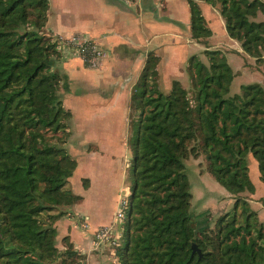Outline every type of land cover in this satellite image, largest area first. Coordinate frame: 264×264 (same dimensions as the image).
<instances>
[{"label":"trees","instance_id":"16d2710c","mask_svg":"<svg viewBox=\"0 0 264 264\" xmlns=\"http://www.w3.org/2000/svg\"><path fill=\"white\" fill-rule=\"evenodd\" d=\"M186 1L191 36L205 43L212 32L198 0ZM203 1L264 67V1ZM47 10V0H0V264H85L68 236L62 249L56 244V221L82 196L69 185L71 111L60 93V50L44 32ZM204 54L207 62L189 60L188 89L173 80L163 93L158 56L149 52L132 88L130 186L110 247L116 264H264V223L242 195L254 191L249 154L264 183V88L249 83L232 93L224 53ZM189 156L201 157L199 172L231 195L229 209H192Z\"/></svg>","mask_w":264,"mask_h":264},{"label":"crops","instance_id":"0c3cea01","mask_svg":"<svg viewBox=\"0 0 264 264\" xmlns=\"http://www.w3.org/2000/svg\"><path fill=\"white\" fill-rule=\"evenodd\" d=\"M47 1L44 26L47 35H81L92 38L106 52L105 58L96 68L86 66L77 56L61 58L57 64L62 76V103L71 111L68 126L74 129V136L70 134L66 143L69 154L76 160L69 185L82 199L69 206V213L56 221V238L61 240L63 236H68L74 248L85 255L86 264H100L104 256L93 248L92 234L98 227L113 221L119 198L125 188L121 185L124 170L121 171V177L115 178L113 182L112 206L104 214L100 206L91 205L90 199L93 195L95 197L96 181L91 166L93 162L100 165L99 161L116 166V160L125 156L123 140H118L116 146L119 152L114 153L110 139L113 136L108 140L103 137L109 128H124L130 114L131 91L147 54L154 52L158 56V82L161 86L168 77V88L173 80H178L181 84L188 83L186 69L190 58L195 55L207 62L205 50L222 51L229 65L232 55L250 58L247 63L245 60L241 62L238 69L246 71L244 75L249 83H253L251 72L259 70L254 62L256 59L246 54L238 41L228 36L219 10L203 0H198V4L212 32L205 43L191 36L190 10L186 0H135L132 3L124 0ZM257 20H264V14L259 13ZM247 65L251 72H247ZM234 78L233 74L231 83ZM249 83H242L240 86ZM260 84L264 88V84ZM189 87L190 80L189 86L185 88ZM76 128H83L82 134ZM87 140L91 145L96 143L95 151L78 153V148L88 145L84 143ZM248 168L254 191L244 192L242 195L246 196L259 220L264 223V183L259 178L257 162L251 154L248 155ZM82 179L87 180L85 186L81 183ZM223 195L230 197L226 204L231 205V195ZM214 201L215 204L219 203L217 198ZM80 218L87 221V230L80 227Z\"/></svg>","mask_w":264,"mask_h":264},{"label":"rangeland","instance_id":"374dc122","mask_svg":"<svg viewBox=\"0 0 264 264\" xmlns=\"http://www.w3.org/2000/svg\"><path fill=\"white\" fill-rule=\"evenodd\" d=\"M247 54V53H246ZM68 53L64 51V53H61V58L68 57ZM250 56V55H249ZM252 57V56H251ZM60 58V59H61ZM226 58V57H225ZM249 62L251 59L244 57V56H238V55H232L230 57V67L232 69V72L234 74V81L230 84V91L232 93L238 92L240 90V84L242 83H249L248 79L245 78L244 75L246 71H238L239 64L241 62ZM255 65L257 70L259 71H250V66L247 65L248 71L251 72V77L253 83H262L264 84V67L262 63H258L256 61ZM96 68V67H94ZM188 74V73H187ZM186 79V77H185ZM188 83L182 84L185 87L187 85L189 86V77H187ZM168 77H166L163 82L161 83V86L158 82V76H157V84L158 88L163 92L167 93L170 88H168ZM244 85V84H243ZM261 85V84H260ZM188 89V88H187ZM77 132L80 131V134H82L83 128H76ZM133 127L131 122V116L128 114V117L126 119V124L124 125V128H109L104 133V140H108L109 137L112 140V148L114 149V153L117 151L119 152V148H117L116 144L118 143V140H123V143H125V156L122 155V157L118 160H116V166L114 164H110L105 161H99V164H95L93 162L91 166V171H94V175L96 177L95 181V197L94 195L91 197V205L92 206H100V210L105 214L109 211V209L112 206V199H113V182L115 181V178L121 177V171L124 170V176L122 178L121 185L122 187H125L123 193L126 194L128 192L129 186H130V179H129V167H130V161L132 158V148H131V138L133 135ZM71 130V131H70ZM74 130V129H73ZM73 130L69 128V136L70 134L74 136ZM87 134L89 135V130H87ZM85 144H88L87 146H82L81 148H78V153L81 152H93L96 149V143L90 144V142L87 140L84 142ZM67 148V147H66ZM68 150V148H67ZM90 152V153H91ZM124 156V157H123ZM74 158V157H73ZM75 159V158H74ZM199 161H202L201 157L194 158L192 156H189L185 161V167H186V173L188 175V180L190 183V191L192 193V201L191 206L192 209L195 212H200L203 209L210 210L213 214L218 213L224 210L229 209L231 205L227 206L226 202L229 201L230 197H225L223 194L227 192L222 186H220L210 175L207 173H200L199 172ZM98 162V161H97ZM95 168V170H94ZM123 174V173H122ZM92 176V175H91ZM92 176V177H93ZM87 180L82 179V185H86ZM74 186V182H73ZM76 187V186H75ZM123 194V195H125ZM224 196V197H222ZM218 199L219 203H216L214 201L215 199ZM214 199V200H213ZM233 202V201H232ZM232 204V203H231ZM203 218V217H202ZM202 218H198V221H201ZM81 227V226H80ZM82 228V227H81ZM57 247L62 249V241L57 239L56 241ZM92 246L94 249L98 250L99 253H101L104 258L101 259L102 261L100 264H116V262L113 260V255L111 253V249L109 246L106 245H96V243L93 241ZM97 246V247H96ZM100 250V251H99ZM82 254V253H81ZM84 263L86 264V258L84 255Z\"/></svg>","mask_w":264,"mask_h":264},{"label":"built area","instance_id":"2783aa9c","mask_svg":"<svg viewBox=\"0 0 264 264\" xmlns=\"http://www.w3.org/2000/svg\"><path fill=\"white\" fill-rule=\"evenodd\" d=\"M124 1L132 3L135 0ZM52 40L57 43V48L60 50V53H64L65 51L69 56H77L88 67H98L106 56L104 49L92 38L72 35L70 37L54 36ZM123 194L119 198L113 221L108 225L98 227L92 234L93 241L96 245L100 244L101 246L102 244L111 247V245L115 244V239L121 233L128 192L125 195ZM80 222L82 229L87 230L89 227L87 221L84 218H80Z\"/></svg>","mask_w":264,"mask_h":264},{"label":"water","instance_id":"95a60500","mask_svg":"<svg viewBox=\"0 0 264 264\" xmlns=\"http://www.w3.org/2000/svg\"><path fill=\"white\" fill-rule=\"evenodd\" d=\"M192 249L195 251L197 248H196V245L193 243L192 244Z\"/></svg>","mask_w":264,"mask_h":264}]
</instances>
